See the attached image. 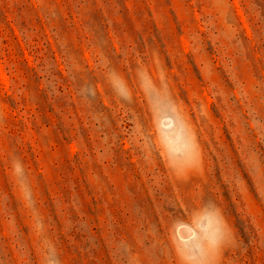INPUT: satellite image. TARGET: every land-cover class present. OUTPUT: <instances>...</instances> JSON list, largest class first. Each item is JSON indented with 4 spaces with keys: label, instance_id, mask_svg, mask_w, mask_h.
I'll list each match as a JSON object with an SVG mask.
<instances>
[{
    "label": "rangeland",
    "instance_id": "1",
    "mask_svg": "<svg viewBox=\"0 0 264 264\" xmlns=\"http://www.w3.org/2000/svg\"><path fill=\"white\" fill-rule=\"evenodd\" d=\"M0 264H264V0H0Z\"/></svg>",
    "mask_w": 264,
    "mask_h": 264
},
{
    "label": "bare ground",
    "instance_id": "2",
    "mask_svg": "<svg viewBox=\"0 0 264 264\" xmlns=\"http://www.w3.org/2000/svg\"><path fill=\"white\" fill-rule=\"evenodd\" d=\"M180 228H182V227H180ZM184 229V228H183ZM187 229V228H186ZM189 229V228H188ZM187 231V230H186ZM187 233V232H186ZM189 234H190V231L188 232ZM181 234V233H180ZM187 235V234H186ZM183 236V235H182ZM185 236V235H184ZM189 236V235H188ZM191 236V235H190ZM183 238V237H182Z\"/></svg>",
    "mask_w": 264,
    "mask_h": 264
}]
</instances>
